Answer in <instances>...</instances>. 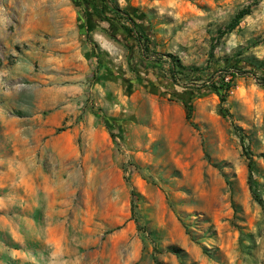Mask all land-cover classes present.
<instances>
[{
    "label": "rangeland",
    "instance_id": "rangeland-1",
    "mask_svg": "<svg viewBox=\"0 0 264 264\" xmlns=\"http://www.w3.org/2000/svg\"><path fill=\"white\" fill-rule=\"evenodd\" d=\"M83 1L85 22L0 0V264H264V88L237 77L224 118L204 86L222 61L264 70V0L221 38L254 0H112L152 40L141 65L130 25Z\"/></svg>",
    "mask_w": 264,
    "mask_h": 264
},
{
    "label": "trees",
    "instance_id": "trees-1",
    "mask_svg": "<svg viewBox=\"0 0 264 264\" xmlns=\"http://www.w3.org/2000/svg\"><path fill=\"white\" fill-rule=\"evenodd\" d=\"M102 4V6L106 9L108 13H111L112 15H115L118 19L123 20L127 22L130 25V28L132 32L134 33V39L137 45L141 49V53L138 55H134L133 52H129L128 58L134 61H136V64L141 65L144 63L145 57L144 54V48L148 45H152V40L148 37V35L139 27V25L135 22L134 18L131 16L130 13H127L125 11H121L120 9L112 6V0H99ZM260 0H254L249 5L243 7L240 9L234 17L229 21V23L222 29L218 31V37L221 38L226 34L232 33L239 25L241 20L247 16L250 15L252 8L258 4ZM72 3L74 5V8L77 12V15L79 17V20L82 22H85L86 18L82 15L83 14V7H84V1L83 0H72ZM86 42L90 44V48L93 53H95L96 56H98L97 52V46L89 40L88 38V32H86ZM213 58V48L209 50L208 54V60L207 65L210 64L211 60ZM87 60L90 62V58H87ZM146 60H150L148 57ZM170 67L168 69L169 79L173 85H194L192 84L194 82L193 79H190L183 73H178L176 71L177 68H182L180 65H175L172 62L169 63ZM154 63L148 61L145 66L146 68L150 69ZM213 72L208 77V82L204 83V86L207 87V89L212 92L218 99V105H217V113L218 115L226 118H230L231 115L229 114L228 110L224 107V104L226 102V98L230 91L234 87V80L237 77H244L247 74L251 76L255 83L261 87L264 88V70L259 69L258 67H253L249 63L246 62H240V61H231L226 60L222 61L219 64H214L210 67ZM249 70V71H246ZM197 69H190V73L197 72ZM178 76H181L178 78ZM184 109L186 111L185 113V120L190 122L191 120V108L188 103L184 104ZM99 111L98 116L103 120L105 123L107 129L111 130V124L112 121L105 117L102 113ZM113 137V135L111 136ZM241 137V135H240ZM247 169H248V181L250 184L251 181V173H252V162L250 159H248L247 163ZM255 200L258 202V204L262 206V203L260 199L254 195Z\"/></svg>",
    "mask_w": 264,
    "mask_h": 264
}]
</instances>
